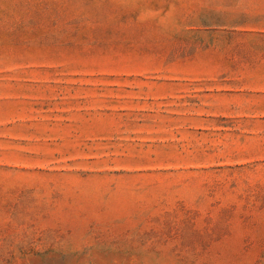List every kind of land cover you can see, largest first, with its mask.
I'll return each mask as SVG.
<instances>
[{
    "label": "rangeland",
    "instance_id": "obj_1",
    "mask_svg": "<svg viewBox=\"0 0 264 264\" xmlns=\"http://www.w3.org/2000/svg\"><path fill=\"white\" fill-rule=\"evenodd\" d=\"M0 264H264V0H0Z\"/></svg>",
    "mask_w": 264,
    "mask_h": 264
}]
</instances>
